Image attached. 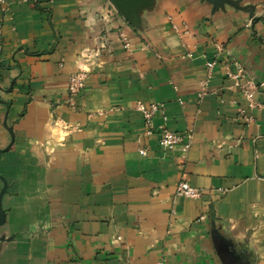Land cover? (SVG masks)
Returning a JSON list of instances; mask_svg holds the SVG:
<instances>
[{
	"label": "crops",
	"instance_id": "crops-1",
	"mask_svg": "<svg viewBox=\"0 0 264 264\" xmlns=\"http://www.w3.org/2000/svg\"><path fill=\"white\" fill-rule=\"evenodd\" d=\"M243 3L257 20L166 0L142 37L106 0H0V264H264V106L222 65L200 97L212 41L264 83V0ZM137 102L164 105L185 154L144 134ZM181 180L201 198L177 195Z\"/></svg>",
	"mask_w": 264,
	"mask_h": 264
},
{
	"label": "built area",
	"instance_id": "built-area-1",
	"mask_svg": "<svg viewBox=\"0 0 264 264\" xmlns=\"http://www.w3.org/2000/svg\"><path fill=\"white\" fill-rule=\"evenodd\" d=\"M172 29L178 35L179 38H183L188 35V29L186 25L182 23L181 29L176 23L172 22ZM118 35L121 44L124 49H129V39L126 32L123 29H118ZM213 53L210 56L204 57V78L200 83L201 92L200 97L206 93V87L208 81L213 76L216 66L222 65L224 70V77L231 85L239 91L244 101L249 105L251 109L263 108V104L257 102L254 99L255 93L262 88L264 83H257L245 70L236 62L226 49V47L218 42L212 41ZM187 57H191L190 53L186 54ZM88 76V72L85 70H79L69 75L67 80V94L68 104L73 107L74 102L78 94L85 86V82ZM136 111L142 115L143 123L145 125L146 136H157V143L163 150H173L176 146L181 145V152L185 154L190 147L191 135L182 136L178 133L169 130L166 127L167 117L164 111V105L160 103H151L144 105L141 102H137L135 106ZM157 112L161 113L162 124L154 126L153 118ZM238 117L244 124H249L253 118L251 114H247L241 109H238ZM186 138V141H184ZM141 155L145 154L144 149H138ZM176 194L189 199H199L203 195L202 191L191 187L186 181L181 180L177 185Z\"/></svg>",
	"mask_w": 264,
	"mask_h": 264
},
{
	"label": "water",
	"instance_id": "water-1",
	"mask_svg": "<svg viewBox=\"0 0 264 264\" xmlns=\"http://www.w3.org/2000/svg\"><path fill=\"white\" fill-rule=\"evenodd\" d=\"M124 21L142 37L154 34L153 21L159 7L166 0H106ZM209 8L211 15L218 12L231 11L235 14H243L248 22L255 21L256 6L244 4V0H197ZM2 188L0 190V226L5 222V212L2 209V197L7 190L6 180L0 176Z\"/></svg>",
	"mask_w": 264,
	"mask_h": 264
}]
</instances>
